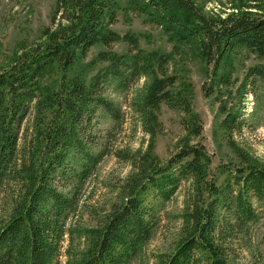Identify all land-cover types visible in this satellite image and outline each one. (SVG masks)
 <instances>
[{
  "label": "trees",
  "instance_id": "1",
  "mask_svg": "<svg viewBox=\"0 0 264 264\" xmlns=\"http://www.w3.org/2000/svg\"><path fill=\"white\" fill-rule=\"evenodd\" d=\"M128 6L176 45L197 51L209 77L205 95L222 94L218 126L242 165H224L223 172L232 175L217 184L205 146L189 142L167 162L152 161L161 105L193 115L189 81L168 72L170 53L145 51L134 33L113 29L125 8L121 0H56L51 24L40 38L0 68V264H50L67 240L65 264H131L154 228L148 195L169 200L182 181L192 184L193 194L181 233L161 264L237 262L234 243L258 219L252 198H264V165L252 164L234 135L245 127L249 92L256 110L264 106V63L251 65L236 88L231 74L221 70L242 49L264 59V11L250 5L221 15L204 11L194 0H128ZM116 42L126 43L128 52L110 49ZM97 45L107 49L86 61ZM53 71L57 78L47 80ZM142 77L149 82L131 106L151 138L148 151L115 149L133 170L106 201L85 208L82 190L101 158L111 153L99 141L96 112L113 121L112 129L120 130L124 121L106 88L124 90ZM112 129L108 138L115 134ZM84 211L90 212V223L78 220Z\"/></svg>",
  "mask_w": 264,
  "mask_h": 264
},
{
  "label": "rangeland",
  "instance_id": "2",
  "mask_svg": "<svg viewBox=\"0 0 264 264\" xmlns=\"http://www.w3.org/2000/svg\"><path fill=\"white\" fill-rule=\"evenodd\" d=\"M204 11L226 15L229 12L257 5L264 11V0H194ZM56 0H0V68L8 65L11 58L21 50L27 49L36 42L42 30L51 24ZM125 7L118 13L117 21L113 29L124 35L127 32L134 33L139 44L145 51L158 50L170 53L171 61L168 72L176 73L189 81L194 97L192 102L193 115H186L180 108H172L163 103L157 111L161 129L153 140L151 159L167 162L175 156L180 147L189 142L202 143L210 156L209 173L217 181L232 175V171L223 172V166L234 168L241 166L242 162L230 147L226 136L220 130L218 124L222 119L219 112L218 98L221 93L215 92L206 96L203 84L209 80L207 67L198 56L193 46L179 45L169 40L162 28L147 20L146 16L135 12L128 6V0H121ZM248 9V8H247ZM249 10H254L249 8ZM107 49L102 45L93 47L86 61L92 60L99 51ZM118 53L128 52V46L124 42H116L111 48ZM258 63H264V59H258L246 50H239L228 59L227 68H222L231 74V80L238 87L244 79L247 69ZM97 68L89 74L95 73ZM57 78V73L52 72L47 80ZM48 82V81H47ZM149 80L145 77L137 82H132L127 89L118 90L114 85L107 86V97L111 98L120 108L124 116L122 128L115 129L113 121L102 113L96 112L98 137L100 143L111 149V153L105 154L97 165V170L85 184L82 190V199H86L87 205L102 203L112 196V189L118 181L123 180L132 170L133 165L119 160L114 155L115 149H131L141 155L148 151L151 138L143 131L139 115L131 106L133 99H137L145 90ZM49 83V82H48ZM234 96V101H236ZM244 123L241 133L234 135V140L243 148L252 164L264 165V106L256 110V100L253 93H248L244 100ZM33 113V110H31ZM30 113L27 116L25 126L31 123ZM115 133L108 138L106 133L111 130ZM101 145V146H102ZM104 147V146H103ZM193 194V186L190 182L182 181L174 196L166 201L154 199L150 193L147 202L152 206L149 210L153 230L151 237L140 248L138 255L131 264H161L160 258L173 250L178 239L184 219L183 213ZM252 202L258 213V219L249 225L248 232L234 243L237 253L235 264H264V198L262 200L253 196ZM90 212L84 211L78 220L90 223ZM74 218L72 216L71 221ZM78 222V221H77ZM83 238L78 242L83 246ZM68 240L64 244L62 253L50 264H65V250Z\"/></svg>",
  "mask_w": 264,
  "mask_h": 264
}]
</instances>
